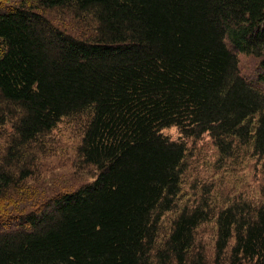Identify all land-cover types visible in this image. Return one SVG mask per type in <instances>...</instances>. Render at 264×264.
<instances>
[{"label": "trees", "instance_id": "16d2710c", "mask_svg": "<svg viewBox=\"0 0 264 264\" xmlns=\"http://www.w3.org/2000/svg\"><path fill=\"white\" fill-rule=\"evenodd\" d=\"M240 55L264 58V0H0V264H264V184L180 194L182 137L264 159ZM64 118L94 175L49 196L26 180Z\"/></svg>", "mask_w": 264, "mask_h": 264}, {"label": "rangeland", "instance_id": "374dc122", "mask_svg": "<svg viewBox=\"0 0 264 264\" xmlns=\"http://www.w3.org/2000/svg\"><path fill=\"white\" fill-rule=\"evenodd\" d=\"M243 63L248 64L252 58L241 55ZM264 86V85H263ZM79 125L71 123L67 118L62 119L49 137L50 151L41 152V171L43 176L37 181L35 178L27 179V185L38 186L40 191L46 195H53L61 192L75 190L81 185L91 181L93 172L81 173L76 170L75 163L81 156L77 152L81 140L82 127L84 128L85 119L75 118ZM79 126L77 133L76 127ZM4 137L13 131L12 124L5 125ZM165 135L173 139L179 138V131L175 127L163 129ZM190 138L191 140H187ZM187 146V154L184 159V169L181 180V196L187 199L195 191L202 192L204 179L218 178L221 180L222 188L234 187L236 192L245 191L248 195H258L259 189L264 184V169L262 160L258 159L253 167L250 160L231 162L224 166L214 164L213 148L210 141L204 137H182ZM2 143L4 139L0 140ZM9 196V195H8ZM12 202V200H11Z\"/></svg>", "mask_w": 264, "mask_h": 264}]
</instances>
